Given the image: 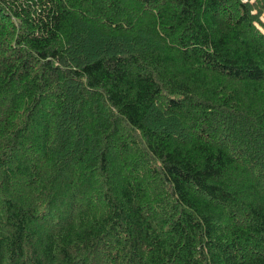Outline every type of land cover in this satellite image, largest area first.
Listing matches in <instances>:
<instances>
[{"label":"trees","instance_id":"trees-1","mask_svg":"<svg viewBox=\"0 0 264 264\" xmlns=\"http://www.w3.org/2000/svg\"><path fill=\"white\" fill-rule=\"evenodd\" d=\"M0 264H264V0H0Z\"/></svg>","mask_w":264,"mask_h":264},{"label":"bare ground","instance_id":"bare-ground-1","mask_svg":"<svg viewBox=\"0 0 264 264\" xmlns=\"http://www.w3.org/2000/svg\"><path fill=\"white\" fill-rule=\"evenodd\" d=\"M59 7V6H58ZM149 7V6H148ZM95 12V11H94ZM102 14V13H101ZM77 18V17H76ZM114 18V17H113ZM67 24V23H66ZM100 32V31H99ZM102 32V31H101ZM86 47V46H85ZM94 50V49H93ZM256 182V181H255Z\"/></svg>","mask_w":264,"mask_h":264}]
</instances>
